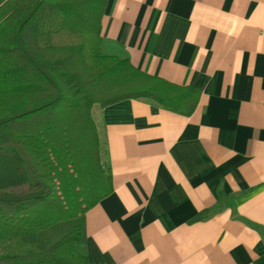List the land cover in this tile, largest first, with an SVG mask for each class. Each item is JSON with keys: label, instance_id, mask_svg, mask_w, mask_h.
Instances as JSON below:
<instances>
[{"label": "crops", "instance_id": "obj_1", "mask_svg": "<svg viewBox=\"0 0 264 264\" xmlns=\"http://www.w3.org/2000/svg\"><path fill=\"white\" fill-rule=\"evenodd\" d=\"M101 37L201 95L188 116L135 99L94 112L113 190L85 213L88 261L264 264V0H107Z\"/></svg>", "mask_w": 264, "mask_h": 264}, {"label": "trees", "instance_id": "obj_2", "mask_svg": "<svg viewBox=\"0 0 264 264\" xmlns=\"http://www.w3.org/2000/svg\"><path fill=\"white\" fill-rule=\"evenodd\" d=\"M106 3L0 0V264H91L85 213L113 190L96 110L127 99L184 116L197 106L200 87L103 52Z\"/></svg>", "mask_w": 264, "mask_h": 264}, {"label": "rangeland", "instance_id": "obj_3", "mask_svg": "<svg viewBox=\"0 0 264 264\" xmlns=\"http://www.w3.org/2000/svg\"><path fill=\"white\" fill-rule=\"evenodd\" d=\"M74 222L75 221H66V222L58 223L55 226H53L50 230H51V234L54 235V238L46 244H50L55 239L59 238L62 234L66 233L69 230V228L72 227Z\"/></svg>", "mask_w": 264, "mask_h": 264}]
</instances>
